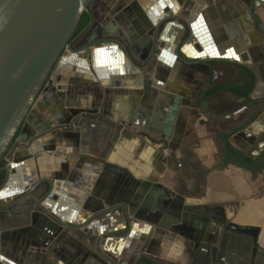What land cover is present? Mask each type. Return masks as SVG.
Returning <instances> with one entry per match:
<instances>
[{
	"label": "crops",
	"instance_id": "crops-1",
	"mask_svg": "<svg viewBox=\"0 0 264 264\" xmlns=\"http://www.w3.org/2000/svg\"><path fill=\"white\" fill-rule=\"evenodd\" d=\"M251 1H92L110 42L67 48L32 108L42 136L13 151L0 264H197L221 248L222 264H264V3L257 22ZM76 111L95 114L69 129ZM167 191L203 214L174 219Z\"/></svg>",
	"mask_w": 264,
	"mask_h": 264
},
{
	"label": "water",
	"instance_id": "water-1",
	"mask_svg": "<svg viewBox=\"0 0 264 264\" xmlns=\"http://www.w3.org/2000/svg\"><path fill=\"white\" fill-rule=\"evenodd\" d=\"M92 1L0 0V163H4L0 173L5 174L0 192L7 189L8 180L14 174L13 151L42 136V133L31 126L32 108L65 50L68 48L77 53L85 50L86 54L91 46L110 42L108 35H95L94 19L89 8ZM251 2L253 16L259 22L256 9L264 0ZM84 13L89 15L90 24L82 33L73 37ZM158 36L157 32L156 39H145L148 41L145 56L156 51ZM114 40L126 46L124 49L131 59L130 53L137 55L123 38ZM197 48L200 47L197 45ZM240 59L247 62L249 57L242 55ZM87 113L88 111L73 112L74 122L69 123L68 128L71 129L74 123L81 126V119L90 118V115H85ZM92 118L91 121H94L98 117ZM99 118L104 121L102 117ZM165 193V202H168L170 208L168 214L174 219L179 220L183 211L203 214L201 208L196 212V209L184 207L183 197L178 195L174 198L168 191ZM58 222L64 226L60 220ZM222 256L223 248L211 249L205 258L196 256L195 261L197 264H222Z\"/></svg>",
	"mask_w": 264,
	"mask_h": 264
},
{
	"label": "trees",
	"instance_id": "trees-1",
	"mask_svg": "<svg viewBox=\"0 0 264 264\" xmlns=\"http://www.w3.org/2000/svg\"><path fill=\"white\" fill-rule=\"evenodd\" d=\"M90 24V17L88 14L84 13L78 23V26L75 30V33L73 35V37L78 36L80 33H82ZM230 91H232L233 93L237 94V95H241L240 92L236 91L235 89H231V88H227ZM252 87L248 90L247 95L249 96L251 93ZM16 138V136H15ZM4 165L3 161H1L0 163V168ZM5 174L2 172L0 173V177L4 176ZM1 181V180H0Z\"/></svg>",
	"mask_w": 264,
	"mask_h": 264
},
{
	"label": "built area",
	"instance_id": "built-area-1",
	"mask_svg": "<svg viewBox=\"0 0 264 264\" xmlns=\"http://www.w3.org/2000/svg\"><path fill=\"white\" fill-rule=\"evenodd\" d=\"M85 53V50H82V51H79L78 52V54H84ZM205 58V57H204ZM6 165L8 166V163H6ZM49 197L50 198H52L53 197V193H51L50 195H49ZM60 221L65 225V224H68L64 219H60ZM75 226H77V227H81L82 225H81V223L80 222H77V223H75Z\"/></svg>",
	"mask_w": 264,
	"mask_h": 264
},
{
	"label": "rangeland",
	"instance_id": "rangeland-1",
	"mask_svg": "<svg viewBox=\"0 0 264 264\" xmlns=\"http://www.w3.org/2000/svg\"><path fill=\"white\" fill-rule=\"evenodd\" d=\"M1 183V182H0Z\"/></svg>",
	"mask_w": 264,
	"mask_h": 264
}]
</instances>
